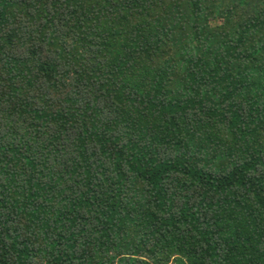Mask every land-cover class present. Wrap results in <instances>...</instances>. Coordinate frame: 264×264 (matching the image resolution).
Segmentation results:
<instances>
[{
	"label": "trees",
	"instance_id": "trees-1",
	"mask_svg": "<svg viewBox=\"0 0 264 264\" xmlns=\"http://www.w3.org/2000/svg\"><path fill=\"white\" fill-rule=\"evenodd\" d=\"M0 264H264V0H0Z\"/></svg>",
	"mask_w": 264,
	"mask_h": 264
}]
</instances>
